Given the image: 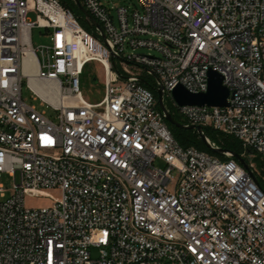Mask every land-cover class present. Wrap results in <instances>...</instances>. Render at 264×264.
<instances>
[{"label":"built area","instance_id":"built-area-1","mask_svg":"<svg viewBox=\"0 0 264 264\" xmlns=\"http://www.w3.org/2000/svg\"><path fill=\"white\" fill-rule=\"evenodd\" d=\"M138 1L113 16L100 0H0V180L13 178L0 188V264H264V188L250 160L264 162V0ZM35 28L49 46H33ZM93 62L105 72L97 103L81 91ZM210 72L228 106L180 107L173 91L207 93ZM25 80L55 119L25 102ZM169 99L185 127L252 151L249 169L206 135L223 159L181 146ZM50 191L62 194L51 207L26 206Z\"/></svg>","mask_w":264,"mask_h":264},{"label":"rangeland","instance_id":"rangeland-1","mask_svg":"<svg viewBox=\"0 0 264 264\" xmlns=\"http://www.w3.org/2000/svg\"><path fill=\"white\" fill-rule=\"evenodd\" d=\"M109 10H111V13L113 16L117 15V8L119 7H127L131 11L133 10H141V6L139 4L138 0H100ZM28 19L32 22L36 21L37 16L35 13H29ZM32 43L35 48H40L44 46H49L51 44L50 37L47 35V31L45 29L35 28L32 33ZM138 53L148 55L151 53L148 49H139ZM152 54L156 55V52H152ZM97 77L98 84H94L93 78ZM104 78H105V72L104 68L96 62L89 63L83 72V75L81 76V91L83 94V97L85 100L97 103L101 101L104 97ZM23 98L25 102L35 107L40 112H45L46 116L52 119L56 118V113L52 111L50 108H48L45 104L42 103L41 100H35V95L31 91V89L28 87L26 80L24 81V87H23ZM166 105L169 107V109L172 111L173 114H175V109L173 108L172 102L169 99V101L165 100ZM250 158V157H249ZM254 160V162L257 164L259 161H262L260 158L251 157L250 160ZM263 162V161H262ZM264 163V162H263ZM157 165L159 167H164L165 165L162 162H157ZM258 166V165H257ZM259 168V181L264 186V168ZM13 186V178L9 175H3L2 179L0 180V188L3 187L6 190H10ZM61 193L58 191H50L45 194V196H39L37 198L32 199H26V206L32 207V208H49L51 207L55 201H58L61 198ZM7 197H9V193H7ZM3 197L0 193V201H3ZM93 257H98V252L93 251Z\"/></svg>","mask_w":264,"mask_h":264},{"label":"water","instance_id":"water-1","mask_svg":"<svg viewBox=\"0 0 264 264\" xmlns=\"http://www.w3.org/2000/svg\"><path fill=\"white\" fill-rule=\"evenodd\" d=\"M77 4L82 9L85 15L89 16V14L83 9L81 6V3L77 1ZM94 25L96 27H100L97 22L94 21ZM223 77L216 73V72H210L209 73V89L207 93L203 94H193L186 90L183 86L177 87L173 91V98L175 102L180 106H198V107H211V108H223L228 106V98L230 96V92L227 87L223 85ZM94 84H98L97 77L93 78ZM159 103L163 110V94L162 92H159ZM167 121L173 125L176 128H187L191 130H197L198 133L201 135L202 139L207 143V139L205 135L203 134V128L202 127H185L182 123L178 122L175 117L167 113ZM209 146V145H208ZM210 147V146H209ZM221 151L218 150V153ZM234 157L237 161H239L242 166L248 170L249 164L246 162L245 159H243L241 156L234 154Z\"/></svg>","mask_w":264,"mask_h":264},{"label":"trees","instance_id":"trees-1","mask_svg":"<svg viewBox=\"0 0 264 264\" xmlns=\"http://www.w3.org/2000/svg\"><path fill=\"white\" fill-rule=\"evenodd\" d=\"M65 1V0H64ZM67 4L70 8L73 9L75 14L81 19L82 25L89 31L92 30V27L86 22L84 19L83 13L80 8L73 1H67ZM145 85V82H144ZM146 87L151 88V85H146ZM152 89V88H151ZM174 117L181 123L185 124V122L176 114ZM170 130L172 131L176 140L180 143L184 148L194 147L199 151L206 152L212 156L219 157L223 159L224 157L214 150L210 149L208 145L201 138L200 134L196 130L185 129V128H176L173 125L169 124ZM205 135L210 139V141L217 146H219L222 150L232 152L241 157H244L249 162V155L252 154V151H248L243 148L242 144L235 139L234 137L224 135L222 133L216 132L212 129L206 128ZM258 167L264 168V163L257 159ZM264 173V171H263ZM261 183V182H260ZM262 185V183H261ZM264 188V186L262 185Z\"/></svg>","mask_w":264,"mask_h":264},{"label":"bare ground","instance_id":"bare-ground-1","mask_svg":"<svg viewBox=\"0 0 264 264\" xmlns=\"http://www.w3.org/2000/svg\"><path fill=\"white\" fill-rule=\"evenodd\" d=\"M28 64L33 67L34 66V59L32 57H30L28 60H27Z\"/></svg>","mask_w":264,"mask_h":264}]
</instances>
